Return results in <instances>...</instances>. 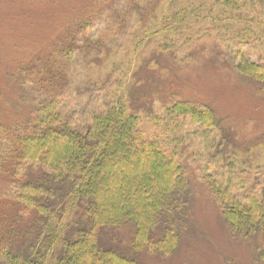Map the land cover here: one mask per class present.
Instances as JSON below:
<instances>
[{
  "label": "trees",
  "instance_id": "obj_1",
  "mask_svg": "<svg viewBox=\"0 0 264 264\" xmlns=\"http://www.w3.org/2000/svg\"><path fill=\"white\" fill-rule=\"evenodd\" d=\"M180 1L176 7L174 0H80L83 11L69 5L49 23L58 22L59 34L45 55H31L40 67L36 76L17 73L25 69L21 60L5 68L0 77V264H160L196 240L193 178L178 154L146 138L138 115L120 99L83 127L64 116L58 100L69 81L62 67L73 58L81 30L91 29L107 10L123 12L128 6L136 14L129 22L141 23L144 33L143 21L164 22L148 38L159 32L170 38L168 30L179 29L190 16L200 20L212 3ZM250 1L262 11L244 18L242 26L239 22L241 39L225 50L212 46L208 54L209 60H220L254 104H264V58L243 49L252 24L264 23V0ZM225 4L233 7L236 0ZM65 39L71 49L62 45ZM59 55L66 59L58 61ZM177 60L173 56L170 66L179 72ZM169 89H163L166 99L179 93ZM194 100H174L167 112L212 133L227 124L211 102ZM202 179L219 207L225 237L246 247L251 264H264V185L238 193L212 174Z\"/></svg>",
  "mask_w": 264,
  "mask_h": 264
},
{
  "label": "rangeland",
  "instance_id": "obj_2",
  "mask_svg": "<svg viewBox=\"0 0 264 264\" xmlns=\"http://www.w3.org/2000/svg\"><path fill=\"white\" fill-rule=\"evenodd\" d=\"M79 1L0 0V77L18 60L24 62L25 69L17 73L36 76L40 67L31 62V55H45L52 38L59 34L54 29L58 22L52 27L49 23L69 5L83 11ZM174 1L176 7L180 5V0ZM211 2L200 20L190 16L179 29L168 30L170 38L164 37V32L147 37L148 32L164 25L155 17L143 21L148 26L144 33L138 29L141 23L129 22L136 14L128 6L123 12L107 10L103 18L92 22L91 29L79 32L74 56L62 67L69 80L58 99L65 117L83 127L108 103L120 99L138 115L137 126L146 138L160 142L168 153L176 152L193 178V209L199 229L196 240L169 261L159 260L160 264H251L246 247L225 237L219 207L208 195L202 177L212 174L238 193L257 191L264 185V146L260 145L264 144V104H254L251 95L243 93L239 83L222 69L220 60H209L208 54L212 46L222 50L229 44L235 46L242 37L239 22L242 26L244 18L259 16L262 7L250 0H236L233 7L225 0ZM252 26L253 33L246 32L243 49L262 60L264 37L260 39L258 34H264V23ZM111 33H116L113 38ZM86 40L91 43L83 45ZM164 42L169 48H164ZM70 43L65 39L62 45L71 49ZM173 56L181 62L179 72L170 66ZM65 59L59 55L58 61ZM154 70H159V79L158 74L151 79ZM166 88H171L169 94L179 93L166 99ZM33 92L31 95L37 96L38 92ZM180 98L211 102L227 124L212 133L189 118L171 116L166 107Z\"/></svg>",
  "mask_w": 264,
  "mask_h": 264
}]
</instances>
